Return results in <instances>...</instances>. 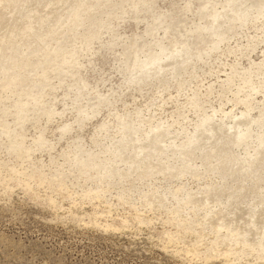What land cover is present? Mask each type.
Masks as SVG:
<instances>
[{"label":"rangeland","instance_id":"1","mask_svg":"<svg viewBox=\"0 0 264 264\" xmlns=\"http://www.w3.org/2000/svg\"><path fill=\"white\" fill-rule=\"evenodd\" d=\"M0 264H264V0H0Z\"/></svg>","mask_w":264,"mask_h":264},{"label":"bare ground","instance_id":"2","mask_svg":"<svg viewBox=\"0 0 264 264\" xmlns=\"http://www.w3.org/2000/svg\"><path fill=\"white\" fill-rule=\"evenodd\" d=\"M215 124V123H214ZM203 129V128H202ZM217 129V128H216Z\"/></svg>","mask_w":264,"mask_h":264}]
</instances>
